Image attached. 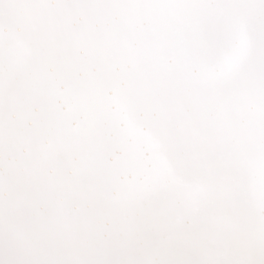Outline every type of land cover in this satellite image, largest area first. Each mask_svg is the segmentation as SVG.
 <instances>
[{
    "label": "snow or ice",
    "instance_id": "1",
    "mask_svg": "<svg viewBox=\"0 0 264 264\" xmlns=\"http://www.w3.org/2000/svg\"><path fill=\"white\" fill-rule=\"evenodd\" d=\"M0 264H264V0H0Z\"/></svg>",
    "mask_w": 264,
    "mask_h": 264
}]
</instances>
